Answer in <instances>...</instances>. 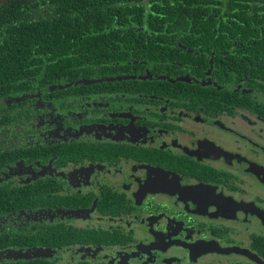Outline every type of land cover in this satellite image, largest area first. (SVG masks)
<instances>
[{"label":"flooded vegetation","instance_id":"flooded-vegetation-1","mask_svg":"<svg viewBox=\"0 0 264 264\" xmlns=\"http://www.w3.org/2000/svg\"><path fill=\"white\" fill-rule=\"evenodd\" d=\"M195 5L10 95L0 264H264V0Z\"/></svg>","mask_w":264,"mask_h":264},{"label":"trees","instance_id":"trees-1","mask_svg":"<svg viewBox=\"0 0 264 264\" xmlns=\"http://www.w3.org/2000/svg\"><path fill=\"white\" fill-rule=\"evenodd\" d=\"M198 1L10 0L0 5V142L8 133L1 124L4 112L25 103L23 96L13 107L7 100L26 83L51 79L52 68L128 62L130 51L122 43L145 41L157 24L197 13ZM6 151L0 148V154Z\"/></svg>","mask_w":264,"mask_h":264},{"label":"water","instance_id":"water-1","mask_svg":"<svg viewBox=\"0 0 264 264\" xmlns=\"http://www.w3.org/2000/svg\"><path fill=\"white\" fill-rule=\"evenodd\" d=\"M8 1H10V0H0V5L6 3V2H8Z\"/></svg>","mask_w":264,"mask_h":264}]
</instances>
